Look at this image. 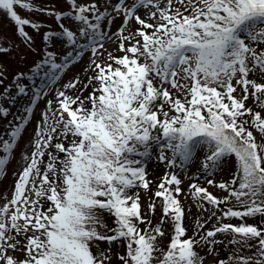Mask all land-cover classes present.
Wrapping results in <instances>:
<instances>
[{
    "label": "snow or ice",
    "instance_id": "6c2138e0",
    "mask_svg": "<svg viewBox=\"0 0 264 264\" xmlns=\"http://www.w3.org/2000/svg\"><path fill=\"white\" fill-rule=\"evenodd\" d=\"M63 2L57 10L53 0H0L39 57L31 72L50 69L30 95L24 72L3 89L9 104V88L27 103L0 134L8 137L0 178L34 118L35 126L31 151L0 194V264H264V0ZM17 8L54 19L58 30ZM26 28L40 35L39 49ZM85 55L84 78L55 88ZM6 72L0 65V86ZM10 114L0 101V118ZM153 162L165 169L155 191ZM226 163L234 170L217 181Z\"/></svg>",
    "mask_w": 264,
    "mask_h": 264
},
{
    "label": "rangeland",
    "instance_id": "374dc122",
    "mask_svg": "<svg viewBox=\"0 0 264 264\" xmlns=\"http://www.w3.org/2000/svg\"><path fill=\"white\" fill-rule=\"evenodd\" d=\"M36 3H41V0H35ZM55 3V6L57 10H63L68 7L67 4L63 2V0H53ZM81 3H86L88 0H80ZM99 2V0H97ZM18 13L22 17H27L29 19L34 20H41L46 21L47 25H50L52 29L58 30L57 25L54 21V19H48L42 15H38L36 13H29L27 11H22L19 8H17ZM121 23L120 20H116V22L112 25L111 30L113 32L116 31V28ZM45 29H42L41 32H43ZM26 31L29 32L30 35L33 36L35 40V47L39 49L41 44V37L40 35H37L34 33L30 28H26ZM0 42L3 43L4 46L9 48V52L7 54H0V65H3L6 69V77L4 79V84L0 86V101L4 102V106L11 108V114L7 117V119L0 118V134L6 133L9 127V122L12 121L15 123L14 117L17 114H20L22 112L23 106L27 103V98L24 95H21L19 93H16L14 88H9L10 92H13L16 95V99L12 103H8V101L11 99V97H8L7 95L3 94L4 87L8 86L9 84H13L14 76H16L19 72H24L25 77L20 80V83L24 84L28 89V95L31 94L32 91H34L37 88L42 87L45 83H47V77L45 76L46 71H50L48 66H45L40 70L39 73L33 74L31 72V68L34 66V63L39 60V57L31 52L28 51L27 48L24 47V45L20 42V38L18 37L16 33V27L13 22H11L3 13H0ZM106 47L109 49V51L114 49V45L111 43H107ZM56 50L58 52L63 51L60 49L59 44L56 45ZM119 55V53H117ZM21 55L26 56V59H21ZM88 56L85 55L83 59L75 64V66H71L70 69H66L65 73L61 74V79L57 82L56 85H54L55 88H59L63 84L67 83L69 80H71L74 76H80L81 79L84 78V68L87 66L88 63ZM87 95V93H85ZM49 99L51 96L48 97ZM251 104V101L248 102ZM45 107L44 101L40 100L38 101V106L36 108V114L37 117L41 110H43ZM35 126V118L31 121L29 125L26 126V130L22 133V137L18 140L17 146L14 148L10 162L6 165V176L4 178H0V194H3L5 192H8V190L11 188L14 182L13 172L17 171L20 166L23 164L22 155L24 151L27 152L31 151V148L28 147V142L32 138V134L34 131ZM7 136L0 137V141L2 139H7ZM0 155H3L2 152H0ZM198 164H195L191 168V172L195 173L197 170ZM234 168L231 163H226L224 168L218 172L216 175V180L219 181L221 179L227 180L230 177L231 171H233ZM165 169L162 165L158 163H149L148 164V172L150 173L149 179L153 181L151 187L152 190H156V186L158 183V178H160ZM198 183H201L203 186H207L204 184L203 179L198 181ZM187 186V182L185 184V187ZM209 191H212L214 194L218 196H222L223 193L215 188L209 187ZM142 197L144 196V193H141ZM149 196H151V193H148ZM183 203L185 204L186 208L192 205V201L190 199H184ZM161 210L158 207L157 212L154 219V223L159 221V218L161 216ZM197 215V211L195 207H192V215L187 217L185 221V226L188 228V235H192V229H193V223L195 220V217ZM208 213H205L202 217L206 218ZM214 222V221H213ZM233 223H238V221L233 220ZM248 222H253L250 218ZM107 223L109 226H112L111 219L107 220ZM206 227H211V223L206 225ZM165 228L167 229L166 235L163 238V240L160 241L162 245H167L168 243V233L171 231L170 227L168 225H165ZM218 239H224L222 236H218ZM104 247V245H101ZM218 254L221 258L225 257L227 255V249L224 247V245H218ZM122 251V249H120ZM208 260H211V258H207ZM113 264H117V262L114 260Z\"/></svg>",
    "mask_w": 264,
    "mask_h": 264
},
{
    "label": "trees",
    "instance_id": "16d2710c",
    "mask_svg": "<svg viewBox=\"0 0 264 264\" xmlns=\"http://www.w3.org/2000/svg\"><path fill=\"white\" fill-rule=\"evenodd\" d=\"M159 203V201H157Z\"/></svg>",
    "mask_w": 264,
    "mask_h": 264
}]
</instances>
